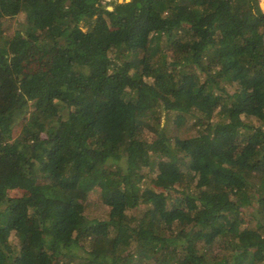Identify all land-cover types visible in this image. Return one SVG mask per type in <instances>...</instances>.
Masks as SVG:
<instances>
[{"label":"trees","instance_id":"16d2710c","mask_svg":"<svg viewBox=\"0 0 264 264\" xmlns=\"http://www.w3.org/2000/svg\"><path fill=\"white\" fill-rule=\"evenodd\" d=\"M67 1L0 0V264H264V0Z\"/></svg>","mask_w":264,"mask_h":264},{"label":"rangeland","instance_id":"374dc122","mask_svg":"<svg viewBox=\"0 0 264 264\" xmlns=\"http://www.w3.org/2000/svg\"><path fill=\"white\" fill-rule=\"evenodd\" d=\"M112 1H120V0H104L103 3L106 4V6L109 9H112ZM123 1H125V0H123ZM83 28H87V27L83 26ZM147 136L150 139L154 138V134H152V133L149 134V132L147 133ZM43 137H46V136H43ZM85 215L88 218V222H90L95 218L96 219L107 218L108 217V211H107L106 207L102 206V204L99 201H97L96 196H94L88 202ZM10 238L13 240L14 235H12Z\"/></svg>","mask_w":264,"mask_h":264},{"label":"water","instance_id":"95a60500","mask_svg":"<svg viewBox=\"0 0 264 264\" xmlns=\"http://www.w3.org/2000/svg\"><path fill=\"white\" fill-rule=\"evenodd\" d=\"M125 1H129V0H125ZM120 2H123V0H120ZM67 3H70V0H68Z\"/></svg>","mask_w":264,"mask_h":264}]
</instances>
